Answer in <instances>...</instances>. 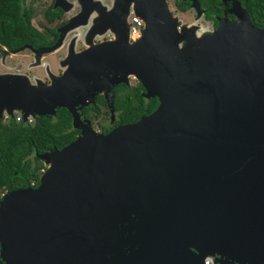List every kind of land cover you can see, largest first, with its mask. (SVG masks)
Masks as SVG:
<instances>
[{"label": "water", "instance_id": "95a60500", "mask_svg": "<svg viewBox=\"0 0 264 264\" xmlns=\"http://www.w3.org/2000/svg\"><path fill=\"white\" fill-rule=\"evenodd\" d=\"M135 15L137 40L72 56L49 84L0 75V121L66 108L81 130L38 155L36 187L1 196L6 264H264V29L245 17L195 37L166 0ZM130 76L155 110L92 130L79 109L104 91L114 112Z\"/></svg>", "mask_w": 264, "mask_h": 264}, {"label": "flooded vegetation", "instance_id": "af4514ba", "mask_svg": "<svg viewBox=\"0 0 264 264\" xmlns=\"http://www.w3.org/2000/svg\"><path fill=\"white\" fill-rule=\"evenodd\" d=\"M166 1L173 16L187 14L195 22V25L187 28L177 20L179 29H192L195 37L208 34L220 23L247 21L245 17L256 28L264 29L256 25L251 13L255 0ZM11 3L15 11L12 24L21 31L3 34L2 27L5 24L0 23V75L21 76L31 84H49L53 76L63 73L72 56L101 43L121 42L125 36L130 42L137 40H133L129 34V20L135 14L136 0H12ZM53 56H56L53 62L58 65V70H53L50 58ZM130 79H134V83L138 82L130 76L129 82L123 84H131ZM120 84L113 88L114 112H111L107 92L104 91L95 94L87 105L79 109L81 120L88 121L92 130L105 134L120 125L113 102L115 88ZM143 92L144 87L141 96ZM96 98L102 100H99L100 110L88 118L84 108H95ZM28 117L32 118L31 122L24 121L23 117L22 120L32 123L37 116ZM73 129L77 137L81 130Z\"/></svg>", "mask_w": 264, "mask_h": 264}, {"label": "trees", "instance_id": "16d2710c", "mask_svg": "<svg viewBox=\"0 0 264 264\" xmlns=\"http://www.w3.org/2000/svg\"><path fill=\"white\" fill-rule=\"evenodd\" d=\"M11 1L0 0V23L5 24L2 27L3 34L13 33L15 30L18 33L21 31L12 24L15 21L13 18L15 11ZM251 13L256 25L264 27V0H255ZM142 90L139 81L128 85L122 83L115 88L113 102L118 124L134 123L141 116L155 110L158 99L144 98L140 94ZM99 100L101 98H96L95 108L92 106L84 108L88 118L100 110ZM75 138L76 130L73 129L71 115L65 108H57L55 115L37 116L32 123L23 120L17 122L14 119L1 120L0 200L5 192L27 186L36 187L39 184L41 169L46 167L38 155L50 150L62 149ZM0 264H6L1 257Z\"/></svg>", "mask_w": 264, "mask_h": 264}, {"label": "built area", "instance_id": "2783aa9c", "mask_svg": "<svg viewBox=\"0 0 264 264\" xmlns=\"http://www.w3.org/2000/svg\"><path fill=\"white\" fill-rule=\"evenodd\" d=\"M129 22H130L129 23L130 24V27H129L130 36L132 37L133 40L138 39L141 36V29L144 26L143 21L140 19L139 16L133 14L130 17ZM9 119H14L15 121L19 122L22 120V115L20 114V115L12 117L9 114L4 113L2 120L7 121ZM27 121L31 122V118L28 117ZM41 171L44 172L45 169H41ZM205 264H210V263H209V261H205Z\"/></svg>", "mask_w": 264, "mask_h": 264}, {"label": "rangeland", "instance_id": "374dc122", "mask_svg": "<svg viewBox=\"0 0 264 264\" xmlns=\"http://www.w3.org/2000/svg\"><path fill=\"white\" fill-rule=\"evenodd\" d=\"M170 10V9H169ZM176 18H177V20H179V22H180V25L181 26H186L187 28H190L191 26H193V25H195V22L193 21L192 22V19L187 15V14H180V15H176ZM179 24V23H178ZM185 43V41H181V45L182 44H184ZM51 58V60H52V62L53 61H55L56 59V56H53V57H50ZM52 65H53V70H58L57 69V67H58V65L55 63V62H53L52 63ZM60 67H62V65L60 66ZM59 67V68H60ZM134 79H130V82L133 84L134 83V81H133ZM17 115H20V113L18 112V111H15L14 112V116H17ZM31 120H32V118H31ZM95 127H97V125L95 124L94 125ZM48 166V165H47ZM46 166V167H47ZM207 261H209V263L210 264H215L216 263V258H211V257H209V258H207ZM217 264V263H216ZM227 264H229V263H227Z\"/></svg>", "mask_w": 264, "mask_h": 264}]
</instances>
